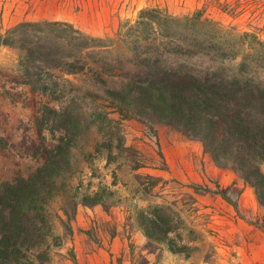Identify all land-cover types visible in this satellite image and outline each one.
Segmentation results:
<instances>
[{"label": "rangeland", "instance_id": "1", "mask_svg": "<svg viewBox=\"0 0 264 264\" xmlns=\"http://www.w3.org/2000/svg\"><path fill=\"white\" fill-rule=\"evenodd\" d=\"M156 6L178 16L201 10L236 36L264 40V0H0V32L9 41L0 44V184L27 177L51 155L60 163L45 264H264V205L243 175L216 163L189 132L126 115L106 98L108 86L125 80L115 75L137 70L125 63L128 24ZM53 22L101 38L104 47L81 55L91 71L43 75L59 98L43 101L54 113L39 130L44 104L22 81L29 46L20 27ZM39 35L30 43L69 47L51 29ZM102 62L112 65L111 76ZM100 72L108 85L96 82Z\"/></svg>", "mask_w": 264, "mask_h": 264}, {"label": "trees", "instance_id": "2", "mask_svg": "<svg viewBox=\"0 0 264 264\" xmlns=\"http://www.w3.org/2000/svg\"><path fill=\"white\" fill-rule=\"evenodd\" d=\"M61 25L65 28L55 31L54 26ZM20 28V42L29 46L28 54L22 56L26 63L22 81L42 102L59 98L57 91L45 84L43 75L49 76L51 71L76 75L90 70L89 60L81 55L87 49L104 47L103 39L84 36L68 23L22 24ZM45 29L66 38L68 49L47 47L40 41L31 44V38L39 39ZM127 29L122 41L130 57L125 63L137 70L115 75L125 80L108 86L106 98L126 115L158 118L189 132L202 141L216 163L238 170L264 205V173L260 169L264 162V40L249 32L236 36L201 10L178 16L159 6L141 9L138 20ZM0 44L9 45L1 32ZM195 59L221 66L198 70L190 64ZM102 65L105 72H111L112 65ZM101 74L96 82L108 85ZM43 104L39 130H45L43 125L53 111L48 102ZM41 149L46 150L43 144L35 149L37 156L43 155ZM54 158L42 159L25 178L0 184V264L48 261L52 233L49 202L56 188L54 172L60 166Z\"/></svg>", "mask_w": 264, "mask_h": 264}]
</instances>
